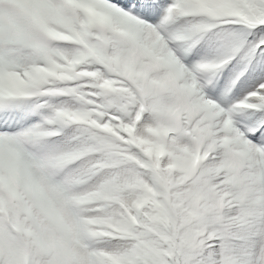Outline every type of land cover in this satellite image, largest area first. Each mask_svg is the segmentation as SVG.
<instances>
[{"label": "snow or ice", "instance_id": "snow-or-ice-1", "mask_svg": "<svg viewBox=\"0 0 264 264\" xmlns=\"http://www.w3.org/2000/svg\"><path fill=\"white\" fill-rule=\"evenodd\" d=\"M0 264H264V0H0Z\"/></svg>", "mask_w": 264, "mask_h": 264}]
</instances>
